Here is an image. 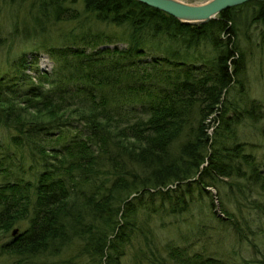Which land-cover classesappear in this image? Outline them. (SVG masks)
I'll return each mask as SVG.
<instances>
[{"label":"trees","instance_id":"trees-1","mask_svg":"<svg viewBox=\"0 0 264 264\" xmlns=\"http://www.w3.org/2000/svg\"><path fill=\"white\" fill-rule=\"evenodd\" d=\"M6 1L26 13L10 35L33 48L0 75L6 148L30 164L26 177L12 154L0 158V264H60L74 244L93 264H120L136 238L146 249L135 264H264V161L232 125L264 114L243 99L240 41L255 28L264 48V0L204 23L138 0ZM41 50L51 71L36 64ZM233 89L240 101L227 96ZM209 187L221 195L216 217L253 256L191 252L158 239L151 214L138 219L146 194L175 214Z\"/></svg>","mask_w":264,"mask_h":264},{"label":"rangeland","instance_id":"rangeland-1","mask_svg":"<svg viewBox=\"0 0 264 264\" xmlns=\"http://www.w3.org/2000/svg\"><path fill=\"white\" fill-rule=\"evenodd\" d=\"M189 3H201L206 0H181V2ZM18 3H10L6 0H0V75L7 73L9 69V62L18 57L21 53H31L33 48L30 42L21 40L19 36L14 37L10 35L14 21L19 20L23 24L24 15L26 14L24 8ZM34 22V21H33ZM21 26V25H20ZM37 28V27H36ZM254 33H251L249 39L245 36L241 37L242 46L247 52V65L245 70L246 76V90L247 94L244 95V102L249 104L251 98H255L262 104L264 112V48L261 46V38L257 34L256 29L252 28ZM21 36V35H20ZM22 37V36H21ZM40 56L37 59V63L42 67L40 71H51L53 61L45 51L37 52ZM27 55V56H28ZM29 75H32L34 80L36 79V72L34 69L28 70ZM8 74V73H7ZM9 76L8 78H10ZM11 83V82H10ZM232 100H239L242 98L243 93L236 90H232L227 95ZM240 103V102H239ZM242 105V103H241ZM236 133L237 141H245L256 144L257 147L250 149L254 151L257 159L264 161V114L262 118L257 121H253L245 117L240 123L232 124ZM6 130L0 127V141L3 142L0 147V158L7 156L8 153L13 157L9 162L15 166L20 167L18 171L23 172L26 177L29 175V161H22L19 157V153L13 154V150L6 148L8 139L5 137ZM183 139L179 138L176 141V146L179 141ZM12 149H15L11 145ZM14 170L15 167H13ZM211 194L200 193L198 189H194L192 193L187 194L188 202L190 206L185 211L179 213L166 212L160 206V201L155 200L153 205H148L147 194L144 197L145 202L139 206L137 216L138 219L143 220L146 214H151L150 225L154 230V234L158 239H162L163 242L167 240H173L177 244L188 245L190 251H201L204 254H220L225 251L236 250L246 257L253 256V250L246 244H240L232 235L230 227L224 223H221L216 216H222V209L220 206V193L215 187H209ZM211 196L214 197L215 206L211 205ZM228 206L234 209V203L228 202ZM168 209V206H166ZM17 228V227H16ZM19 232L18 230L16 233ZM9 237V236H8ZM264 239V238H263ZM140 241V242H139ZM264 243V242H262ZM144 241L139 238L133 240L125 250V254L120 258V264H135V254L141 256V247H144ZM162 246V245H161ZM136 255V256H137ZM17 259L12 258L11 264H16ZM60 262V264H93L92 258L85 251L72 245L71 248L66 250L60 256L54 258ZM97 264H106V262H99ZM143 264H149L145 260Z\"/></svg>","mask_w":264,"mask_h":264},{"label":"water","instance_id":"water-1","mask_svg":"<svg viewBox=\"0 0 264 264\" xmlns=\"http://www.w3.org/2000/svg\"><path fill=\"white\" fill-rule=\"evenodd\" d=\"M147 5L163 10L186 23H204L216 17L226 8L250 0H206L201 3H189L181 0H138ZM17 228L13 230V233Z\"/></svg>","mask_w":264,"mask_h":264}]
</instances>
